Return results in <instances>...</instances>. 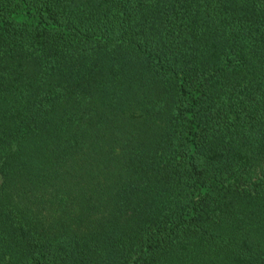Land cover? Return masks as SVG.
Listing matches in <instances>:
<instances>
[{"label": "trees", "instance_id": "obj_1", "mask_svg": "<svg viewBox=\"0 0 264 264\" xmlns=\"http://www.w3.org/2000/svg\"><path fill=\"white\" fill-rule=\"evenodd\" d=\"M0 264H264V0H0Z\"/></svg>", "mask_w": 264, "mask_h": 264}]
</instances>
